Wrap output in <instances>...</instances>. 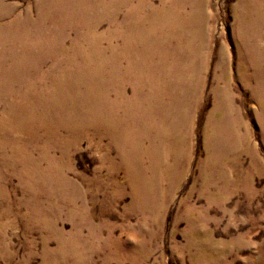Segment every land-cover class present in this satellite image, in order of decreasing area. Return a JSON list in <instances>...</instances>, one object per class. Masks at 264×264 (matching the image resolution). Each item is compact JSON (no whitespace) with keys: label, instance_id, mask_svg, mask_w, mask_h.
Masks as SVG:
<instances>
[{"label":"rangeland","instance_id":"1","mask_svg":"<svg viewBox=\"0 0 264 264\" xmlns=\"http://www.w3.org/2000/svg\"><path fill=\"white\" fill-rule=\"evenodd\" d=\"M80 1L0 0V29L6 32L0 45V94L9 78L5 69L13 66V60L31 65L39 55L47 57L53 44L45 52L39 45L41 35L60 41L76 23H87L84 30L91 34L105 35L112 23L133 18L131 5L120 0ZM148 1L154 7L166 2L173 10L190 13L194 0ZM251 1L264 7V0H199L195 21L207 37L197 59L204 78L203 88L199 84L202 100L183 107L186 117L193 108L191 131L174 183L162 179L151 207L135 208L120 158L103 149L110 145L107 138L98 141L90 133L73 148L66 166L67 178L80 190L74 206L62 199L69 189L57 184L53 172L48 180L37 182L24 176L17 162L0 165V264H264V117L257 81L251 77L249 85L244 84L238 70L240 63L247 67L264 59V20L254 41L239 34V16ZM112 2L120 4L114 11ZM94 23H100L95 30ZM258 42L259 57L239 60L253 53L247 48ZM225 69L230 73V113L238 133L233 145L220 151L224 161L212 162L208 168L204 162L217 157L205 148L204 126L214 110L213 89L222 85ZM16 89L5 91L12 96ZM211 167L234 180L237 169L249 171V189L230 183L219 194L218 186L223 184L219 183L208 189L215 193L208 200L201 180Z\"/></svg>","mask_w":264,"mask_h":264},{"label":"bare ground","instance_id":"2","mask_svg":"<svg viewBox=\"0 0 264 264\" xmlns=\"http://www.w3.org/2000/svg\"><path fill=\"white\" fill-rule=\"evenodd\" d=\"M120 2L131 5L130 22L112 23L105 35L85 31L87 23H76L72 33L68 27L57 42L41 35L39 45L45 52L53 44L47 57L39 55L31 65L15 59L13 66L5 69L9 78L0 94V106L5 104L0 112V165L17 162L24 176L37 182L48 180L53 172L57 184L69 189L67 198L62 199L70 206L76 205L80 190L67 178L66 166L73 148L90 133L98 141L107 138L110 145L103 149L116 152L120 158L133 206L150 208L159 192L158 183L162 179L174 183L179 171L193 110L186 117L183 107L188 102L198 105L202 100L199 84L203 88L204 78L197 59L207 37L201 23L195 21L199 0L191 2L190 13L173 10L166 2L157 7L148 0ZM52 5L59 6L55 1ZM111 5L114 11L120 4ZM38 6L40 14L42 8ZM239 20L240 36L254 41L257 27L264 20L263 5L249 2ZM99 25L94 23L92 29ZM5 38L6 32L0 29V45ZM247 49L254 54L239 60L247 61L248 56L253 60L262 50L260 42L251 43ZM45 66L48 68L43 70ZM238 70L244 84L249 85L251 77L257 81L264 117V59L247 67L240 63ZM223 72L222 85L213 89L214 110L203 132L206 150L214 151L217 157L211 160L210 156L204 162L208 168L212 162L224 161L220 151L230 148L238 133L230 113V73L228 69ZM12 87L17 89L11 96L5 90ZM141 153L147 162L141 160ZM103 161L108 162L106 157ZM215 170L211 167L205 171L201 180V190L207 191L208 200L215 198L208 189L219 183H223L218 186L219 194L230 183L249 189V171L237 169L234 180L226 172L217 170L215 174Z\"/></svg>","mask_w":264,"mask_h":264}]
</instances>
